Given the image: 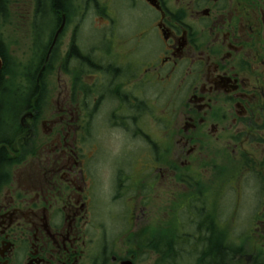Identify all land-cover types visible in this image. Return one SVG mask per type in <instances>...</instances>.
<instances>
[{
  "label": "flooded vegetation",
  "instance_id": "1",
  "mask_svg": "<svg viewBox=\"0 0 264 264\" xmlns=\"http://www.w3.org/2000/svg\"><path fill=\"white\" fill-rule=\"evenodd\" d=\"M68 2L37 108L0 27V264H264V0Z\"/></svg>",
  "mask_w": 264,
  "mask_h": 264
},
{
  "label": "rangeland",
  "instance_id": "2",
  "mask_svg": "<svg viewBox=\"0 0 264 264\" xmlns=\"http://www.w3.org/2000/svg\"><path fill=\"white\" fill-rule=\"evenodd\" d=\"M7 25L3 26V20L0 18V27L3 31L6 40L8 41V51L12 56V62L17 64L15 85L19 79L21 82L25 80V88L31 87L32 82L28 83L26 72L29 67L24 66L35 53L36 50L32 48L31 40V16L33 14L35 0H7ZM29 15V16H28ZM50 27L46 25L43 29L47 32ZM30 63V62H29ZM28 64V63H27ZM20 82V83H21ZM45 84L44 95H46V101L44 102V110L49 112L52 107V88L55 87V82H43ZM28 84V85H27ZM15 88V87H14Z\"/></svg>",
  "mask_w": 264,
  "mask_h": 264
},
{
  "label": "bare ground",
  "instance_id": "3",
  "mask_svg": "<svg viewBox=\"0 0 264 264\" xmlns=\"http://www.w3.org/2000/svg\"><path fill=\"white\" fill-rule=\"evenodd\" d=\"M52 4H55V0H38V7L35 10V15H36V25L40 26V27H46V25L51 24L52 22V15H54L53 13H51L50 11V6ZM7 5L8 2L7 0H0V18L4 19L7 15ZM71 4L68 2V0H61L60 4L58 7H63V8H67L70 7ZM50 38V34L48 35ZM40 40H45L46 36L45 35H41L39 37ZM49 43V42H48ZM48 43L45 45L43 51H46L47 47H48ZM50 47L48 50V53L50 52ZM16 71L14 70L12 71V74H10L9 76V82H14V80L17 78L16 75ZM4 72L3 69L1 70V62H0V73ZM46 72L44 70H39V68H35V67H30L28 69V72H26V77L28 79V81L31 83L32 85L29 89V87L25 88L24 87V91L22 92V98L24 99V104L26 106V110H31L34 108L38 107V99H37V94L32 92L34 90V80L36 79V77L39 75L40 79L45 77ZM35 91V90H34ZM41 93H44V91L39 90ZM9 94V93H8ZM7 93L3 92L2 87L0 86V99H2V97L7 98L8 96H10V110H12L13 108H15V110H18L19 106V101L16 98L15 100L12 99V94L10 93L8 95ZM9 99V98H8ZM44 104V102H43Z\"/></svg>",
  "mask_w": 264,
  "mask_h": 264
},
{
  "label": "trees",
  "instance_id": "4",
  "mask_svg": "<svg viewBox=\"0 0 264 264\" xmlns=\"http://www.w3.org/2000/svg\"><path fill=\"white\" fill-rule=\"evenodd\" d=\"M60 1H61V0H55V5H56V6H59ZM28 83H30V82H28ZM27 85H28V84H27ZM34 88H35V87H34ZM36 91H37V88L35 89V91L33 90L32 92L36 93ZM36 94H37V93H36Z\"/></svg>",
  "mask_w": 264,
  "mask_h": 264
}]
</instances>
